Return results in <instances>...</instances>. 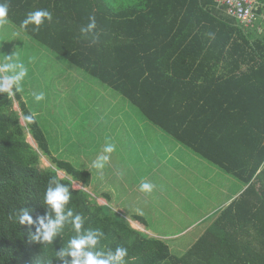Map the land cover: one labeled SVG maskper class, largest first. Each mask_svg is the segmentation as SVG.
<instances>
[{"label": "trees", "instance_id": "trees-1", "mask_svg": "<svg viewBox=\"0 0 264 264\" xmlns=\"http://www.w3.org/2000/svg\"><path fill=\"white\" fill-rule=\"evenodd\" d=\"M9 3L7 19L16 28L28 12L49 10L52 22L35 33L29 26L27 37L118 93L244 190L175 256L164 240L134 229L129 221L136 217L127 219L95 201L85 190L91 173L53 156L20 93L0 94V264H63L56 251L73 235L70 226L42 245L30 238L36 224L16 219L22 208L34 222L46 216L42 201L53 178L70 188L69 207L85 218L84 227L104 231L102 244L128 248L134 258L129 264H264V7L257 13L261 23L244 27L215 0ZM90 16L100 34L95 44L80 34ZM30 113L31 124L24 119ZM43 157L49 168H40Z\"/></svg>", "mask_w": 264, "mask_h": 264}, {"label": "rangeland", "instance_id": "rangeland-1", "mask_svg": "<svg viewBox=\"0 0 264 264\" xmlns=\"http://www.w3.org/2000/svg\"><path fill=\"white\" fill-rule=\"evenodd\" d=\"M6 27L7 31H0V55L18 54L20 61L28 68L23 90L18 93L28 110L36 116L51 153L55 157H63L62 159L77 168L88 169L92 161L103 154L105 143H114L116 150L110 154V162L114 164L112 167H116L113 169V176L109 178L105 171L109 163L102 171L106 183L112 179L133 185L121 186L118 191L121 194L119 199L125 197L127 200L124 204V214L128 215L129 211L135 208V198L144 196L145 193L140 191L130 195L125 194V191L142 182L153 184L156 179L159 180L155 173L148 172V167L141 171L135 170V167L143 160L148 165L154 159V156L150 157L151 144L157 148V142H160L161 149H165L166 153L172 152L174 147L166 146L162 142V132L118 93L102 85L86 72L73 67L63 58L42 48L25 34L18 39L13 38L12 30L17 28L10 23ZM39 91L45 92V99L36 102L32 93ZM14 109L19 112L16 102ZM27 141L36 148L29 136ZM177 146L181 147L178 144ZM183 150L185 152L181 154ZM187 152L190 153L182 148L173 157L177 161L175 165L178 166V169L173 168V171L184 174V177L170 181L171 187L176 189L177 193L167 195L166 192H174L167 187L164 197H157V211L153 206L148 207L150 212L141 211L145 221L143 229L137 223H132L133 227L143 230L144 233L149 232L150 236L157 237L159 234L169 237L162 240L175 256L182 255L196 241L213 221L216 213L225 207L222 204L244 189L243 184L226 174L223 178L222 171L218 168L213 166L206 169L200 161H189L185 154ZM49 167L48 160L43 157L40 168ZM118 168L120 170L117 174ZM89 172L92 174L93 170L90 169ZM97 172L100 171L96 170ZM58 175L64 177L61 172ZM185 179L192 181L194 185L184 183L187 181ZM95 186H98L97 182ZM100 187L101 190H108L107 184ZM74 188L82 189V185L75 183ZM85 190L92 194L91 188Z\"/></svg>", "mask_w": 264, "mask_h": 264}, {"label": "clouds", "instance_id": "clouds-1", "mask_svg": "<svg viewBox=\"0 0 264 264\" xmlns=\"http://www.w3.org/2000/svg\"><path fill=\"white\" fill-rule=\"evenodd\" d=\"M9 7V0H0V31H7ZM52 19V13L47 9L28 12L19 27L12 30L11 35L18 39L22 34H27L29 26H32V32H39L40 27L45 22L51 23ZM96 28V18L90 16L87 25L80 28L81 38L90 40L93 44L97 43L100 34ZM4 38L8 39V37ZM27 75L28 68L25 63L20 61L18 54L0 55V94H7L11 98L16 93L21 92L23 81ZM32 95L36 102L45 99L44 91L33 92ZM24 119L29 124L34 122V116L31 113L25 115ZM115 150L116 145L114 143L106 142L102 150L103 154L98 155L92 161L91 167L102 172L110 162V154ZM154 187L155 185L149 182H142L139 185V191L149 194ZM71 197L70 188L53 178L49 181L42 201L48 210L46 216L38 217L37 221L34 222L29 210L22 208L16 214V219L20 225L35 223L36 231L30 234V238L42 245L50 244L57 235L63 233L65 228L70 226L73 235L70 236L63 248L56 251V258L63 261V264H129V261L134 258L129 256L128 248L124 246L107 247L102 244L105 233L101 228L84 227L85 218L69 207ZM52 213L55 214L54 219ZM68 257L71 259H67ZM47 264H52V260H48Z\"/></svg>", "mask_w": 264, "mask_h": 264}, {"label": "crops", "instance_id": "crops-1", "mask_svg": "<svg viewBox=\"0 0 264 264\" xmlns=\"http://www.w3.org/2000/svg\"><path fill=\"white\" fill-rule=\"evenodd\" d=\"M260 16L262 17L264 15H260ZM261 17H260V20H261ZM260 20L256 21V23H261ZM160 132H162V131H160ZM164 134L165 133H163V132L161 134L162 137H163L162 138V142L166 146H173L174 147V150L172 152H170V153H166L167 151L165 149L164 150L161 149L162 144L160 142H157V148L153 144H151V146H150V151H151L150 157L154 156V159L152 161H150L148 163V165L145 164L146 161L143 160L142 163H140L139 165H137L135 167V170H137V171H141L142 169H145L146 167H148L149 168L148 169V172L155 173L156 174V178L158 176L159 180L156 179V182L153 183L155 185V187L153 189V191H155V193L152 191L149 194H145L144 196L142 195L139 198H135V200L133 201V203L135 205V208L133 210L129 211V214L128 215H125L124 214V204L127 203V200H125V197L119 199V197H120L121 194L118 191L121 188V186L129 185L130 183L129 184H125V183L122 184V183H119V181L116 182V181H113L112 179H109V182L106 183V181L104 180V173H103V171L96 173V169L92 168L91 165H89L90 168L87 169L88 171H90V169L93 170V173L91 174V182H90V186H89V188H91V192H92L91 196L95 199V201L99 205H106V206L110 207L114 212L121 213L122 215H120V214L119 215L122 216V217H125L127 219H131L132 217H136L135 218L136 220L129 221V223H130V225L132 227H133L132 223H137L143 229V226L142 225H144L145 221L143 219V216L141 215V211H146V212L148 211V212H150V208H148V207H152V206H153V209H156V211H157V197L158 198L161 197V196L164 197V195H165V189L167 187H170L174 191V192H166L167 195L168 194H174V193L176 194L177 193V190L176 189H173L171 187V182L170 181H172L175 178L179 179L181 177H184V174H180L179 172H176V170L178 169V166L175 165L177 163V161L173 158L175 156V153L180 152V150H182V148H184V147H182L181 145H179L173 138H171L167 134H165V135ZM172 139L179 146H181L182 148L181 147H178L177 144L174 143V141ZM184 149L187 150L186 148H184ZM184 152L185 151L183 150L181 152V154H184ZM190 153H192V152L190 151ZM190 153H188V152L185 153L186 154V157L189 158V161H192V162L193 161H200L203 165H205L206 169H208V168L211 169L210 167H213V165L211 166V164H209L208 162H206V161H204L202 159H201L202 161L199 160L200 158L197 157L194 153H192L193 155L190 154ZM113 165H114L113 163L109 162L108 168L105 170L106 171V174L108 175L109 178L111 176H113V173H112L113 172V169L116 168V167H112ZM173 168L176 169V170L173 171ZM119 170H120L119 168L116 170L117 174H118V171ZM220 173H221V171H220ZM221 174H219V175H221L223 178H225V176H224L225 174L223 172ZM213 175H214V173H212V176ZM170 178H172V179L171 180H168ZM185 180H187V179H185ZM207 181H208V179H207ZM95 182H97V185H98L97 187L95 186ZM157 182H158V184H157ZM184 183H187V184L191 183V184H193L192 181L189 182V180L185 181ZM104 184H107V187H108V190L107 191L101 190V187L100 186L101 185H104ZM131 186H133V185H131ZM182 186H183V184H182ZM135 192L136 193H139L140 192L139 191V185L133 187L129 191L126 190L125 191V194H130L131 195L132 193H135ZM241 192L240 191L237 192L233 197H231V198H229L227 200V203L222 204V205L226 207L233 199H235L238 195H240ZM196 193L197 194H200L199 192H196ZM140 202H141V204H140ZM139 218L142 220V222L141 221H138ZM133 228L136 229L135 227H133ZM136 230H138V229H136ZM138 231L144 232L143 230H138ZM145 233H147V234L150 235L149 232H145ZM157 238L164 239V238H169V237H165L163 235L161 236V235L157 234Z\"/></svg>", "mask_w": 264, "mask_h": 264}, {"label": "built area", "instance_id": "built-area-1", "mask_svg": "<svg viewBox=\"0 0 264 264\" xmlns=\"http://www.w3.org/2000/svg\"><path fill=\"white\" fill-rule=\"evenodd\" d=\"M226 8V14L236 19L240 25L248 27L255 23L258 11L264 7V0H215Z\"/></svg>", "mask_w": 264, "mask_h": 264}]
</instances>
